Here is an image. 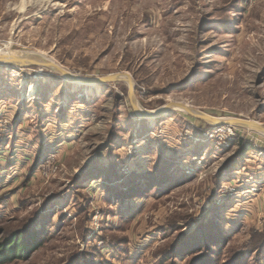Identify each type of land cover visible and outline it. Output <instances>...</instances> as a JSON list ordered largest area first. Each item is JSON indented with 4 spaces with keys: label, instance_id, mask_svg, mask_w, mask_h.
I'll use <instances>...</instances> for the list:
<instances>
[{
    "label": "rangeland",
    "instance_id": "1",
    "mask_svg": "<svg viewBox=\"0 0 264 264\" xmlns=\"http://www.w3.org/2000/svg\"><path fill=\"white\" fill-rule=\"evenodd\" d=\"M0 48L264 127V0H0ZM7 59L0 264H264V137Z\"/></svg>",
    "mask_w": 264,
    "mask_h": 264
},
{
    "label": "water",
    "instance_id": "2",
    "mask_svg": "<svg viewBox=\"0 0 264 264\" xmlns=\"http://www.w3.org/2000/svg\"><path fill=\"white\" fill-rule=\"evenodd\" d=\"M42 60V58H40ZM42 62H46L45 64L50 67V63L47 60H44ZM25 65V64H22ZM40 66L42 68H47V66L43 67V65H39V63L35 62V63H30L27 64L26 66ZM16 64L14 62H12L11 60H6L3 58H0V67H15ZM26 66H22V67H26ZM55 73H57L58 75L62 76L64 79H66L67 81H69L70 83H77L80 84L81 86H107L108 84H112V83H117V82H122L119 78H118V74H114V75H109L106 77H102V78H94V79H90V78H83L80 76H76L70 73H65L63 71H61L59 68H56L55 70L49 69ZM131 80V78H130ZM134 85L132 83V80L129 81L128 83V99L131 105V108L133 110V112L138 116L137 111L134 107ZM175 109L177 110H181L183 111V113H185L186 115H188L189 117H191L192 119L198 120L200 122L206 123L209 126H214V127H227V128H238V129H243V130H247L249 132L252 133H263L264 134V127L254 121L251 120H246V119H238V118H231L228 121H222V118H215V117H211L208 116L206 114H204L203 112H200L199 110L193 109L191 107H185L184 104H180V103H175ZM171 107L169 104L165 105L163 107V109L160 111V116L162 117L164 115H167L173 111H171ZM138 118L140 119H145L144 117H140L138 116ZM221 119V120H220Z\"/></svg>",
    "mask_w": 264,
    "mask_h": 264
},
{
    "label": "bare ground",
    "instance_id": "3",
    "mask_svg": "<svg viewBox=\"0 0 264 264\" xmlns=\"http://www.w3.org/2000/svg\"><path fill=\"white\" fill-rule=\"evenodd\" d=\"M0 51H2V48H0ZM0 58H3V59H6V60H8L7 58H10V59H13V60H15V59H26V60H28V61H25L24 60V63L23 64H25V65H22V66H26L27 64H30V63H35V62H37V63H39V65L40 64H42V61H44V60H47V59H45L44 57H42V56H40L39 54H31V53H26V52H20V53H9L8 51H6L5 52V54H0ZM40 58H42V60L40 59ZM47 61H49V63L51 64L50 65V67H48L45 63L46 62H43L44 63V65H43V67L45 66H47V68H44V69H52V70H55L56 71V68L58 69H60L61 71H63V72H65V73H67L68 74V72L67 71H65V70H63L60 66H58V65H56L55 63H53L52 61H50V60H47ZM20 62H23V61H20ZM16 66H19V65H16ZM21 66V65H20ZM42 68V67H41ZM126 77V78H125ZM118 78L120 79V80H123V81H126L127 83H129V81H131L130 80V77L127 75V74H120V75H118ZM74 85H77V86H79L80 84H77V83H74ZM96 86H98V85H96ZM96 86H90V85H87V87L88 88H93V87H96ZM175 103H171V104H169L170 106H173V107H171V111L172 110H174L176 107H175V105H174ZM185 107H189V106H187V105H184ZM162 109H158V110H156V111H150V112H147V111H145V112H141V113H137L138 114V116H140V117H144L145 119H147V120H149V123L151 124V125H154V123H155V121L156 120H158V119H160L161 117H159L160 116V111H161ZM177 110V109H176ZM183 112V111H182ZM221 120V119H220ZM228 120H230L229 118H225V119H222V121H228ZM213 126V125H212ZM257 134H259V135H261L262 137H264V134L263 133H257Z\"/></svg>",
    "mask_w": 264,
    "mask_h": 264
},
{
    "label": "trees",
    "instance_id": "4",
    "mask_svg": "<svg viewBox=\"0 0 264 264\" xmlns=\"http://www.w3.org/2000/svg\"><path fill=\"white\" fill-rule=\"evenodd\" d=\"M26 253V246L24 240L17 237L13 238L10 243L6 245H0V262L11 259L13 257L19 258Z\"/></svg>",
    "mask_w": 264,
    "mask_h": 264
},
{
    "label": "built area",
    "instance_id": "5",
    "mask_svg": "<svg viewBox=\"0 0 264 264\" xmlns=\"http://www.w3.org/2000/svg\"><path fill=\"white\" fill-rule=\"evenodd\" d=\"M248 1H252V0H248Z\"/></svg>",
    "mask_w": 264,
    "mask_h": 264
}]
</instances>
